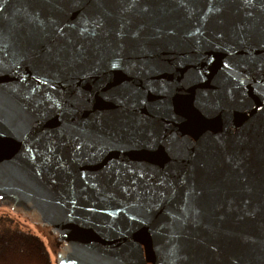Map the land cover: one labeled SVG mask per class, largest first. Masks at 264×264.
<instances>
[{
    "label": "water",
    "instance_id": "water-1",
    "mask_svg": "<svg viewBox=\"0 0 264 264\" xmlns=\"http://www.w3.org/2000/svg\"><path fill=\"white\" fill-rule=\"evenodd\" d=\"M0 206L67 264H264V0H0Z\"/></svg>",
    "mask_w": 264,
    "mask_h": 264
},
{
    "label": "trees",
    "instance_id": "trees-1",
    "mask_svg": "<svg viewBox=\"0 0 264 264\" xmlns=\"http://www.w3.org/2000/svg\"><path fill=\"white\" fill-rule=\"evenodd\" d=\"M0 264H52L43 241L7 213H0Z\"/></svg>",
    "mask_w": 264,
    "mask_h": 264
},
{
    "label": "rangeland",
    "instance_id": "rangeland-1",
    "mask_svg": "<svg viewBox=\"0 0 264 264\" xmlns=\"http://www.w3.org/2000/svg\"><path fill=\"white\" fill-rule=\"evenodd\" d=\"M0 213H7L17 219L22 226L36 234L44 243L52 264H67L66 256L70 251L69 245L58 240L56 232L43 223L35 212L17 211L0 206Z\"/></svg>",
    "mask_w": 264,
    "mask_h": 264
}]
</instances>
